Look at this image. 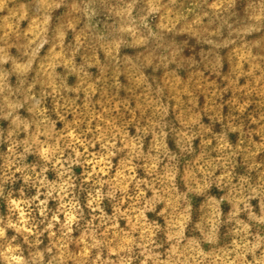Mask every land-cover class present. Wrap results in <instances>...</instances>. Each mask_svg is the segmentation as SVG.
<instances>
[{"label":"clouds","instance_id":"1","mask_svg":"<svg viewBox=\"0 0 264 264\" xmlns=\"http://www.w3.org/2000/svg\"><path fill=\"white\" fill-rule=\"evenodd\" d=\"M9 12L0 264H264V0Z\"/></svg>","mask_w":264,"mask_h":264},{"label":"rangeland","instance_id":"2","mask_svg":"<svg viewBox=\"0 0 264 264\" xmlns=\"http://www.w3.org/2000/svg\"><path fill=\"white\" fill-rule=\"evenodd\" d=\"M10 14H11V12H9V13H0V23H4V18H5L6 16L10 15ZM233 55H234V52H230V53L228 54L227 59L229 60V63L232 62ZM167 78H168V73H165L164 76L162 77V80H164V81L166 82V81H167ZM191 79H192V75L189 74V76H188V80L191 81ZM177 82H179V81H177ZM214 83H215V82H213V84H214ZM205 96H206V92H204V93L201 94V98H202V99H204ZM205 103H206V101H205ZM78 171H79V170H78ZM109 214H111V213H109Z\"/></svg>","mask_w":264,"mask_h":264}]
</instances>
